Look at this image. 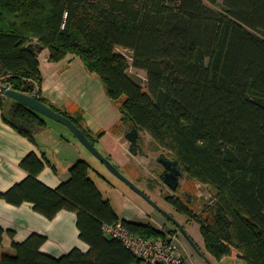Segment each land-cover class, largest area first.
<instances>
[{
    "label": "trees",
    "instance_id": "1",
    "mask_svg": "<svg viewBox=\"0 0 264 264\" xmlns=\"http://www.w3.org/2000/svg\"><path fill=\"white\" fill-rule=\"evenodd\" d=\"M119 49L132 53V65ZM45 50L53 64L80 60L108 97L122 102L131 128L151 136L189 180L215 190L214 203L200 214L169 199L200 225L213 258L264 264V0H0V84L37 96L96 145L82 121L42 95L39 54ZM131 67L147 73L145 87L130 76ZM0 106L5 121L36 142L45 117L2 94ZM45 166L35 153L26 157L21 167L28 178L0 199L31 203L48 220L76 213L90 251L56 259L41 252L47 238L33 234L13 242L0 264H144L104 227L121 222L150 240L175 235L121 220L87 161L75 163L69 181L56 190L39 180ZM6 233L0 227V246Z\"/></svg>",
    "mask_w": 264,
    "mask_h": 264
},
{
    "label": "crops",
    "instance_id": "2",
    "mask_svg": "<svg viewBox=\"0 0 264 264\" xmlns=\"http://www.w3.org/2000/svg\"><path fill=\"white\" fill-rule=\"evenodd\" d=\"M39 60L44 77L42 86L44 98L62 113H67L73 118H77L78 111L88 112V114H92L91 111L93 110L96 111L94 118L91 120L88 116L83 126L93 134L105 131L103 132L104 136L99 140L100 147L103 150L99 148V151L104 156H107L104 153L106 151L110 157L114 158L116 163L127 158V152L130 151V143L126 140L129 132L126 129V124L119 122L113 127V125L105 121L107 115H105L106 113H104L102 107H95L99 103L96 102L95 98L97 96L91 87L83 86V89L79 91L74 90L78 82L71 86L73 87L71 89L64 88L60 84L59 75H62V77L67 76L69 82L74 79L76 81L79 80L80 83L84 79H86L85 83L89 80H95V83L97 82V85L101 86L95 77L93 78L85 71L84 67H81L84 66L83 63L78 59L72 60L70 58L58 64H53L49 62L47 50L39 54ZM48 81L59 88L53 92L50 88L51 84L48 85L46 83ZM2 96L4 95L2 94ZM99 96L100 101L106 100L105 94L101 93ZM114 119L118 121L116 117ZM67 130L55 124L46 123L45 128L36 133V142H33L5 121L4 111L0 106V193L10 191L28 178V174L22 169L21 163L32 153L37 154L45 161L46 166L39 175V180L53 190L58 189L63 183L69 181L71 167L81 160L87 161L92 166V179H94L93 172L102 178L103 176L96 163H94L93 157L88 153L89 151ZM70 133L73 137L70 136ZM0 227L7 232L4 236L3 245L0 246V258L3 253L13 252L11 249L13 242L24 243L33 234L43 235L47 238V242L41 248V252L56 259L62 258L75 249H79L83 253L90 251V246L80 238L78 217L74 212L62 211L54 220H48L36 212L34 205L31 203L14 206L0 199ZM169 230L167 229L166 232ZM172 231L175 232L174 229ZM8 232H14V238ZM190 236L198 246L201 252L199 255L203 260L195 257L193 247L181 243L180 247L183 250L179 252V255L185 264L240 263L233 258L226 259L221 263L218 262L207 252L204 240L201 241L200 239L198 241L191 234ZM200 236L202 237V235ZM175 237L178 238V235L175 234Z\"/></svg>",
    "mask_w": 264,
    "mask_h": 264
},
{
    "label": "rangeland",
    "instance_id": "3",
    "mask_svg": "<svg viewBox=\"0 0 264 264\" xmlns=\"http://www.w3.org/2000/svg\"><path fill=\"white\" fill-rule=\"evenodd\" d=\"M222 4L224 0H219ZM118 53L123 54L129 60L130 65H132V53L119 49ZM84 67L85 71L86 68ZM90 74V73H89ZM130 76L136 80L138 83L142 84L144 87L147 85V73L142 70H137L131 67L129 71ZM93 78L95 77L98 81L95 83V80H89L85 83L86 79L81 80H73L69 82L67 76L62 77L59 75V80L61 86L64 88H73L75 83L76 86L74 90H82L83 86L92 89L96 93V102L99 103L95 105V107H102L104 110L105 121L110 125H114L121 122L126 124V129L130 132L131 126L129 123L125 122L123 119V115L121 113V104L122 102H114L112 101L106 92V89L100 80V78L96 75L90 74ZM79 78H81L79 76ZM44 83V77H43ZM48 85L51 84L50 81L46 82ZM73 83V84H72ZM43 86V85H42ZM51 90L54 92L59 87L50 85ZM106 95V100L100 101V94ZM5 97V96H4ZM7 98V97H6ZM92 114H88V112L78 111L77 118L83 122L89 118L92 120L96 111H91ZM117 118L118 121H115L114 118ZM46 119L47 123L55 124L59 127H62L67 130L66 127L62 126L59 123H56L50 119ZM112 127V128H113ZM69 132V130H67ZM105 131L102 133L93 134L94 139L96 140L97 148H101L99 144V140L104 136ZM128 132V133H129ZM70 136L73 135L70 133ZM127 140V139H126ZM138 155H133L130 151L127 153V158L121 160V162H115L113 157L107 154L104 151L105 157H107L111 162L125 175L127 176L137 187H139L143 192L147 194L164 212L171 215L175 220L179 221L182 225H184L187 231L198 241H203L204 239L200 236V225L195 222L193 219L188 216L181 214L169 202L170 198H176L181 200L184 204H186L194 213L200 214L207 207L214 203L216 192L209 186L202 185L200 183L189 180L186 176H184L179 183V187L177 191H172L164 182V173L166 172L165 167L160 163L161 158H165L167 160H174L172 156L165 150L161 149L157 146V144L153 141L151 136L147 133L140 132L139 140H138ZM101 150H103L101 148ZM87 151V150H86ZM88 152V151H87ZM93 158L94 163H96L97 168L100 170L102 178L93 172V180L97 184L99 190L103 194L105 200L110 201L113 209L118 214L121 220L131 221L134 223L151 225L156 229L165 230L170 229L168 232L174 231L175 234L178 235L176 238V244L179 246V252H182V247H180L181 243L185 245L191 244L187 241V239L180 233L179 229L176 225L167 217H165L160 211H158L153 205H151L148 201H146L143 197L137 194L129 185L121 181L115 175H113L100 161H98L90 152H88ZM175 161V160H174ZM167 228V229H166ZM175 236V235H173ZM110 238V236L108 235ZM192 247V246H191ZM194 249V248H192ZM194 254L197 259H202L199 253L194 249ZM203 260V259H202ZM240 264V263H239Z\"/></svg>",
    "mask_w": 264,
    "mask_h": 264
},
{
    "label": "water",
    "instance_id": "4",
    "mask_svg": "<svg viewBox=\"0 0 264 264\" xmlns=\"http://www.w3.org/2000/svg\"><path fill=\"white\" fill-rule=\"evenodd\" d=\"M39 47H41L39 45ZM29 50L38 54L35 45H30ZM0 93L3 94L8 99L17 102L34 112L40 114L41 116L50 119L56 123H59L66 127L74 137L80 142V144L85 147L98 161H100L113 175L119 178L121 181L129 185L137 194L143 197L151 205H153L158 211H160L165 217L170 219L176 227L179 229L180 233L187 239L191 246L199 253V248L197 247L194 240L191 238L187 229L177 220H175L171 215L164 212L154 201L151 200L145 192H143L139 187H137L127 176H125L107 157H105L101 151L93 144L84 131L79 128L72 119L58 113L50 106L42 103L37 96H29L23 93L13 91L10 86H5L0 84ZM140 132L136 128H132L131 131L127 134V140L130 143V152L133 155H138V140ZM160 163L165 167L167 173L164 175V182L172 190L177 191L179 187L180 180L185 176L180 164L178 161L167 160L165 158L160 159ZM211 264V263H210Z\"/></svg>",
    "mask_w": 264,
    "mask_h": 264
},
{
    "label": "built area",
    "instance_id": "5",
    "mask_svg": "<svg viewBox=\"0 0 264 264\" xmlns=\"http://www.w3.org/2000/svg\"><path fill=\"white\" fill-rule=\"evenodd\" d=\"M104 232L122 242L144 264H185L179 255L175 236L167 240H150L132 234L123 223L107 225Z\"/></svg>",
    "mask_w": 264,
    "mask_h": 264
},
{
    "label": "flooded vegetation",
    "instance_id": "6",
    "mask_svg": "<svg viewBox=\"0 0 264 264\" xmlns=\"http://www.w3.org/2000/svg\"><path fill=\"white\" fill-rule=\"evenodd\" d=\"M166 173H167V170H166V172L164 173V175H165ZM164 175H163V176H164Z\"/></svg>",
    "mask_w": 264,
    "mask_h": 264
}]
</instances>
